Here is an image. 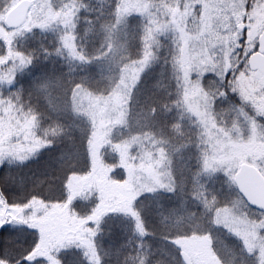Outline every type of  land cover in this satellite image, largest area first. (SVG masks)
Segmentation results:
<instances>
[{
    "label": "snow or ice",
    "instance_id": "1",
    "mask_svg": "<svg viewBox=\"0 0 264 264\" xmlns=\"http://www.w3.org/2000/svg\"><path fill=\"white\" fill-rule=\"evenodd\" d=\"M0 264H264V0H0Z\"/></svg>",
    "mask_w": 264,
    "mask_h": 264
}]
</instances>
